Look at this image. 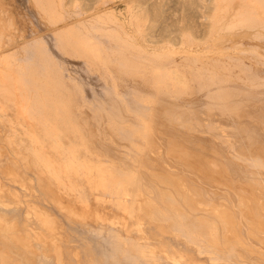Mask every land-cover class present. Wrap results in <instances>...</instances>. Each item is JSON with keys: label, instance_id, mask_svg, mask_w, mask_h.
<instances>
[{"label": "bare ground", "instance_id": "bare-ground-1", "mask_svg": "<svg viewBox=\"0 0 264 264\" xmlns=\"http://www.w3.org/2000/svg\"><path fill=\"white\" fill-rule=\"evenodd\" d=\"M127 1L40 5L129 90L74 100L49 54L0 62V264H264V0Z\"/></svg>", "mask_w": 264, "mask_h": 264}, {"label": "rangeland", "instance_id": "rangeland-1", "mask_svg": "<svg viewBox=\"0 0 264 264\" xmlns=\"http://www.w3.org/2000/svg\"><path fill=\"white\" fill-rule=\"evenodd\" d=\"M25 1H28V3L25 2ZM78 1H79L80 4L78 5L77 10L78 11H82V7L81 6H83L84 5L83 3H85V2L87 3L89 0H83V1L82 0H78ZM106 1H108L109 3H111L113 5V7L116 10V12L118 13L119 17H121V18L123 17V19H126V21L129 20V16L130 15L127 14V13H129L128 12V3L129 2L127 0H111V1L110 0H106ZM0 5H1L0 6V17H1L0 18V44H2V46L3 45L4 46H7V45L9 46L11 44L14 45L13 46L14 49H12L13 48L12 46L9 47V48L7 47L8 49L6 48L4 50L5 52L0 53V59H1L0 62H2L4 60V63H5V61L11 60V61L25 63V61L28 58H30L29 56L32 53L31 56L32 57L36 56L38 58V60H39L38 63H41L42 62L41 61L42 60L41 56L45 55L46 53L49 54L52 57L51 59L54 60L53 64L55 63L54 64L55 65V69H56V67L61 69V70H59V72H60V75L63 77V79L59 78L60 75H59V77L57 76L59 74V72L57 74H55V75L54 74L46 75V76L43 75L44 78L45 77L46 78L49 77V78L53 79V77H56L58 79V81H59V79H61L60 81L62 82V84L64 86H66L67 90L69 89L68 91L73 94L71 97L74 100H78V99H80V100L81 99L82 100H91V99H94V98L96 99L97 96L98 97H105L103 99H107V98L109 99V98H111L109 95L102 94L107 89H109L107 87H110L111 83L109 84L108 82L110 81V82L114 83L116 81V83H118V81H122V80L124 81L125 80V79L121 80L120 78H114L115 81L114 80L104 81L101 78L100 75H97L98 72H91L89 70V66H87V64L82 63L83 60H85V58H82V60H81V58H79V57L69 56L68 54H65L63 52V50H60L59 47L57 46L58 45V41H59L58 40V33H57L58 30L57 29L59 28V25L61 26V24L60 23L58 24V23H55V22L52 23V21H54L52 19H54V18L56 19L57 15H55V13L51 14L53 9L50 8L52 11H47L46 9H44V5H43V7H41L40 0H7V1L6 0H0ZM45 6L47 7V2H46ZM5 7H6V9H5ZM173 7H175L174 8V10H175L174 12L175 13L173 12V9H172ZM176 9H178V5L174 4L173 2H171V7L169 9H167V11L172 13V14H174L175 16H177L180 12H179V10H176ZM47 12H49V13H47ZM87 14H88V12H86V14H84L85 20L87 19L86 18ZM85 20H84V22H85L86 27H87V24H88V27H90L91 26V24L89 23L90 18L88 17V20H86V21ZM43 28H45V29H43ZM186 32L189 33L190 31L187 30ZM44 33L46 35H44ZM51 37H53V39ZM199 39H197L195 42H198V43L200 42L201 43L202 41H200L201 39L200 40ZM35 40H36V42H35ZM49 47H50V49H49ZM176 47L179 48V45H177ZM10 48H11V50H9ZM7 50H9V51H7ZM18 51H20V52H18ZM25 56H26V58H25ZM68 64H69V66H68ZM0 65H1V63H0ZM69 67H70V69H69ZM42 69H43V67H41L40 70H42ZM88 71H89V73H88ZM40 77H41V75H40ZM99 80H100V82L102 84L99 82ZM127 80H125L126 84L123 81H122V84H121V82L118 83V84H121V85H119L120 87L118 88L119 91H122V90L126 91L131 85H134V84L137 83L135 80H132V81H134L133 83H130L132 81H129V79H127ZM125 88H127V89H125ZM75 94H78V95L76 96ZM93 94L96 97H93ZM41 97H43V95ZM185 97H186V100H189V98H190L188 96H185ZM80 104L72 105V107L73 108L74 107L75 108L76 107L83 108L84 105H82V103H80ZM86 105H85V107H86ZM185 105H187V104H185ZM54 106L56 107V106H58V104H54Z\"/></svg>", "mask_w": 264, "mask_h": 264}]
</instances>
